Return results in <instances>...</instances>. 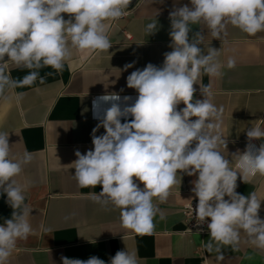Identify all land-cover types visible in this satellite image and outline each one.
I'll use <instances>...</instances> for the list:
<instances>
[{
  "label": "clouds",
  "instance_id": "9594fccd",
  "mask_svg": "<svg viewBox=\"0 0 264 264\" xmlns=\"http://www.w3.org/2000/svg\"><path fill=\"white\" fill-rule=\"evenodd\" d=\"M130 2L0 0V96L6 89L32 86L37 80L45 83L38 70L51 67L62 72L73 49L108 51L113 46L107 35L110 22L124 16ZM190 5H173L169 12L172 50L164 53L163 65L148 63L127 76V87L138 93L134 103H129L132 97L121 98L118 93L93 100V118L99 121L91 133L93 149L84 154L76 150L77 159L71 165L78 186H102L99 193H89L92 199L119 209L122 227L140 235L155 228L159 209L153 199L165 202L170 190L181 183L180 173L197 176L191 182L198 198L192 212L197 225L210 218V239L204 247L209 253H217L221 261L223 246L237 250L242 232L251 247L264 250V219L259 216L264 199L254 191L247 196L236 191L238 174L248 184L255 176H264V142L259 148L252 143L264 141V127L247 128L248 143L243 152L237 149L231 154L230 162L227 141L218 131L223 107L212 102L211 85L203 86L202 76L221 75L225 66L219 60L221 48L210 44L213 38L226 37L229 26L249 36L264 32V0H190ZM62 14H68V19ZM156 16L145 27L148 35L159 30ZM192 25L206 27L208 37L196 31L190 39ZM134 64H126L123 70ZM235 66L236 60L229 57L226 67ZM12 68L31 71L14 79ZM196 84L200 85L202 100L194 99ZM23 96L22 92L16 94L17 100ZM181 103L185 106L178 109ZM101 127L104 133L96 135ZM31 161L28 151L13 154L9 133L0 132V195L6 196L13 210L11 218L0 224V264H10L17 242L35 234L30 222L33 208L26 203L31 181L16 179ZM61 260L62 264H106L97 256L87 260L61 256ZM107 264L141 261L135 250L126 249L117 251Z\"/></svg>",
  "mask_w": 264,
  "mask_h": 264
},
{
  "label": "crops",
  "instance_id": "0c3cea01",
  "mask_svg": "<svg viewBox=\"0 0 264 264\" xmlns=\"http://www.w3.org/2000/svg\"><path fill=\"white\" fill-rule=\"evenodd\" d=\"M185 4L191 6L190 0H131L128 15L110 22L107 35L113 46L108 51L73 49L62 72L51 67L38 70L45 83L37 80L32 86L6 89L0 96V132L9 133L13 154H32V161L16 179L21 183L31 181L26 203L33 208L30 222L35 234L17 242L10 264H62L61 256L81 260L97 256L107 264L117 251L126 249L135 250L141 264H264V250L251 247L243 232L237 250L223 246L221 261L217 253H209L204 247L210 239L209 230L204 234L186 232L181 209L188 201L198 199L191 190L197 176L180 173L181 183L170 190L165 202L153 199L159 209L155 228L143 235L122 227L119 209L92 199L89 193H99L102 186L81 188L73 176L75 151L84 154L93 149L91 133L99 123L93 118V100L118 93L121 98L132 97L129 103H134L138 93L127 87V76L148 63L163 65L164 53L172 50L169 12L173 5ZM62 15L68 19V14ZM155 16L159 30L148 35L145 27ZM191 27L190 39L196 31L208 37L206 27ZM210 46L221 48L219 60L225 66L220 76L204 74L202 85H211L212 102L223 107L218 131L227 141L231 162V154L237 149L243 152L248 143L247 128L264 127V32L249 36L229 26L228 35L222 40L213 38ZM229 57L236 60L233 69L226 67ZM133 61L134 66L124 71V66ZM29 71L12 68L11 76L23 78ZM194 87V99L202 100L200 85ZM21 92L24 96L17 100L16 94ZM184 106L181 103L177 107ZM104 131L101 127L96 135ZM262 142L252 141L257 148ZM237 185L239 194L247 196L254 191L264 199V176L257 175L248 184L238 174ZM6 199L0 195V224L11 218L13 211ZM259 216L264 219V200Z\"/></svg>",
  "mask_w": 264,
  "mask_h": 264
},
{
  "label": "built area",
  "instance_id": "2783aa9c",
  "mask_svg": "<svg viewBox=\"0 0 264 264\" xmlns=\"http://www.w3.org/2000/svg\"><path fill=\"white\" fill-rule=\"evenodd\" d=\"M127 15H128V11L126 10V14L121 18ZM197 203H198V199H192L182 206L181 212L183 216V221L186 226V232L204 234L208 231L207 223L210 222V218H208V220H206L205 223L197 225L195 212L194 213L192 212V208L195 209Z\"/></svg>",
  "mask_w": 264,
  "mask_h": 264
},
{
  "label": "water",
  "instance_id": "95a60500",
  "mask_svg": "<svg viewBox=\"0 0 264 264\" xmlns=\"http://www.w3.org/2000/svg\"><path fill=\"white\" fill-rule=\"evenodd\" d=\"M8 58L7 57H5V60H7Z\"/></svg>",
  "mask_w": 264,
  "mask_h": 264
}]
</instances>
